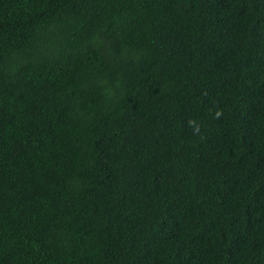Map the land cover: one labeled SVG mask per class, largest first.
I'll use <instances>...</instances> for the list:
<instances>
[{"label": "trees", "instance_id": "1", "mask_svg": "<svg viewBox=\"0 0 264 264\" xmlns=\"http://www.w3.org/2000/svg\"><path fill=\"white\" fill-rule=\"evenodd\" d=\"M0 212V264H264V0H0Z\"/></svg>", "mask_w": 264, "mask_h": 264}, {"label": "bare ground", "instance_id": "2", "mask_svg": "<svg viewBox=\"0 0 264 264\" xmlns=\"http://www.w3.org/2000/svg\"><path fill=\"white\" fill-rule=\"evenodd\" d=\"M121 19V18H120ZM119 24H120V22H119ZM118 25V24H117ZM4 117V116H3ZM5 150V149H4ZM7 170V169H6ZM11 207V206H10ZM1 213V212H0ZM2 217V216H1ZM7 217V216H6Z\"/></svg>", "mask_w": 264, "mask_h": 264}]
</instances>
